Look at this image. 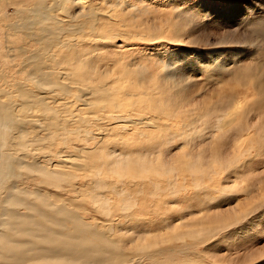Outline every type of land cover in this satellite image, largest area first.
Returning a JSON list of instances; mask_svg holds the SVG:
<instances>
[{
	"label": "rangeland",
	"instance_id": "374dc122",
	"mask_svg": "<svg viewBox=\"0 0 264 264\" xmlns=\"http://www.w3.org/2000/svg\"><path fill=\"white\" fill-rule=\"evenodd\" d=\"M21 1L0 0V103L8 106L10 103L8 94L17 89L18 83H29V88L44 97L46 102L59 107L69 103L67 106L72 107L70 110L74 112L62 111L61 119L64 121L73 119L64 128H58L57 123L52 127L53 124L50 122H54V119H48L39 111H34L24 118V121H33L40 117L41 121L37 130L28 125L29 138L39 141L37 145L23 148V151L30 155L29 162H32L35 156L41 162H47L49 158L46 157L52 155L53 164L56 166L58 161L56 156L68 155L66 159H74L80 148L92 145L93 149H90V152L95 153L98 158H108L111 168L118 166L121 153L128 158H136L140 152L141 156H151L163 164L166 162L165 155L169 161L178 158L184 152L182 147L187 141L186 137L197 132L202 134V138H196L195 142V139L193 140L194 144L198 145L192 147L191 151L204 149L207 160L211 157L212 150L217 148V143L213 145L214 138L209 134L212 129L208 130V126H204L202 115L208 111H213L215 115L218 101L224 99V95L232 96L231 92L238 101L244 102L245 106L249 102V106L254 108L252 109L254 115L251 116L253 121L251 119L252 123L249 121L253 126L251 128L253 136L259 131L264 132V0H241L238 5L226 3L225 0H78V2L75 0L78 4L75 3L73 7L74 15L79 14L85 5L88 14L96 9L97 15H104L110 19L104 24L105 29L108 27L109 34L102 43L97 42V45L93 41L83 42L84 45L78 50L76 63L83 65L79 68V73L82 76V72H85L88 80L83 85L74 84V92L70 95H65L66 92L56 95L37 91L39 89L30 82L31 75L28 76L31 68L19 70L20 63L24 60L22 55L17 54L19 50L9 51L4 47L8 32L3 25L10 19L16 20L15 12L19 7H23ZM24 1L25 7H35V0ZM4 9L6 15L1 12ZM22 38L25 37L20 34L12 37L11 40L17 43L14 46L25 47L31 51L39 47L36 43H27ZM62 53L65 54V51ZM79 53L84 59L79 57ZM5 54L9 57L5 58ZM256 88L261 92L258 96ZM99 89L110 92H107V96L100 97ZM181 89L183 93L179 97L177 94ZM175 96L180 98L179 102H176ZM14 101L17 103L20 99L14 98ZM87 102L90 106H84ZM255 103L256 105L259 103L257 106L260 108L255 107ZM149 105L152 107L149 108ZM104 113L132 119L151 118L158 124L147 130L141 128L135 130L134 127H130L127 132L120 134V126L125 125L123 122L90 120ZM15 115L19 117L20 110ZM79 118L83 121H79ZM51 127L59 135L47 138V131ZM71 129L82 130L83 137L65 144L66 136L63 130ZM204 129L207 130L204 132ZM88 132L101 136L96 140L91 139L87 144ZM237 133L239 131L233 130L227 135L229 143L227 140L223 143L226 147L223 149L224 157L232 156L234 144L239 138ZM14 137L15 141L19 139L15 135ZM238 143L239 141L236 144ZM149 144L153 146V150L141 148V145L149 147ZM13 147L15 150L19 149L16 144ZM21 149L18 153H21ZM253 154L256 156H252L251 167L236 177L233 187H223V182L228 176L224 172L220 180L223 192L219 194L213 191L215 196L213 192L206 193L218 199L214 202H219L220 195L224 193L238 196L241 199L235 206L228 207L227 210H215L212 200L209 198L207 200L206 197L203 199L201 187L194 188L196 192L190 193L191 183L184 182L182 177H178L179 173L186 171L178 165L174 171L178 179H173L177 185L169 186L160 179L162 188L169 193L161 194L158 203L147 202L145 205L147 206L145 210L148 211V216L145 217L147 220L135 224L131 222L129 225L138 226L140 235L157 239L161 234L167 235L172 232L173 229L166 234L162 229L166 226L162 218L170 216L172 219L181 217L191 227L201 225L193 222H198L203 215L209 218L204 222L207 223V227L211 226L212 222L225 225L241 220L239 225H232L231 228L221 231L219 237L208 246L195 245L188 249L181 244L171 245L172 250L161 262L171 264L172 258L173 262H177L189 251L193 254L202 251V255L211 264H264V170H261L264 168V141L257 145ZM113 155L117 158L114 159ZM244 164L245 162L242 166ZM25 173L22 171L23 177L18 179L20 186L30 192L35 191L39 186L28 179ZM24 178L28 179L25 183L22 181ZM91 190L89 186L81 185L75 191L51 194L57 196L56 204L70 202L71 206L79 209V213L88 221L95 219L101 223H108L105 215L101 217L103 216L101 209H97L89 198ZM95 192L112 197L104 190ZM197 192L202 198L195 194ZM162 199L169 200L165 203ZM150 203L153 210L148 208ZM158 205L162 206L157 209ZM115 211L118 215H125L120 208ZM170 223L171 226L176 224L175 221Z\"/></svg>",
	"mask_w": 264,
	"mask_h": 264
},
{
	"label": "bare ground",
	"instance_id": "6f19581e",
	"mask_svg": "<svg viewBox=\"0 0 264 264\" xmlns=\"http://www.w3.org/2000/svg\"><path fill=\"white\" fill-rule=\"evenodd\" d=\"M76 1L35 0V7L29 8L25 7L26 1L22 0L23 7H19L15 12L16 20L15 18L10 19L11 21L3 25L5 31L8 32L4 47L9 51L19 50L20 53L17 52V54L22 55L24 59L20 63L19 70L24 71L31 68L27 74L31 75L30 82L39 89L37 91L40 93L49 92L62 95L66 92L65 95H70L74 92V84H85L88 79L84 75L85 72H82V76L79 73V68L83 65L82 63L77 64L78 50L87 41L102 43L109 34L108 27L105 29L104 24L110 17L97 15L96 9L88 14L85 5L79 14L74 15L72 10ZM1 12L4 15L7 14L5 9ZM19 34L25 37L22 39L27 43L34 42L39 47L31 51L25 47L14 46L17 43L11 38ZM63 51L65 54L62 53ZM4 57L9 56L5 54ZM79 57L84 59L80 53ZM33 63L36 64L33 65ZM239 79H237L238 82ZM18 84L17 89L8 94L9 105L0 103V264H131L133 262L163 264L161 261L172 250L171 245L181 244L188 249H192L195 245L207 244L208 246L210 242L219 237L221 231L232 225H239L241 220L228 222L225 225L212 222L211 226L207 227V223L204 222L209 218L203 215L198 222H193L201 223V225L191 227L181 217L172 219L170 216L162 218V222L164 221L166 225L162 229L166 234L173 229L172 232L167 235L161 234L157 239H149L138 233V226L132 227L133 225L129 224L147 220L148 218H145L148 216V211L145 210L147 202L158 203L161 194L169 193L168 190L162 188L160 179L167 182L169 186L177 185L173 179L177 178L174 171L178 165L186 171V173H179L178 177H182L184 182L191 183L190 193L196 192L194 188L201 187L204 195L201 191L199 193L204 196L203 199L206 197L207 200L208 198L212 200L213 207L218 203L214 202L218 200L216 197L206 193L216 191L221 194L223 192L220 182L221 175L224 172L229 175L240 168L243 162L253 160L252 156H256L253 153L256 152L257 145H261L264 141V132L259 131L255 136L251 132L253 126L249 124V121L250 123L253 121L251 116L254 115L252 111L254 108L249 106V102L245 106L244 102L238 101V98L231 92L232 96L224 95V99L218 101L215 115L213 111H206L207 113L202 115L204 126H208V130L212 129L209 134L214 138L213 145L217 143L215 144L217 148L212 150L213 153L207 160H205L204 149H199L197 152L191 151L192 147L198 145L194 144L196 138H202V134L197 132L195 135L186 137L187 141L182 147L184 152L178 158L169 161L165 155L166 162L163 164L157 159H152L151 156H141L140 152L136 158H128L121 153L118 166L111 168L108 158L96 157L95 153L90 152L93 147L89 145L86 148H80L74 159H66L68 155L56 156L58 161L54 166L52 155L46 157L49 158L47 162H41L36 156L32 162H29L28 156L30 155H27L23 148H29L33 144L37 145L39 141L29 138L28 125L33 130L34 128L37 130L41 121L40 117L33 121H24V118L34 111H39L48 119H54V122H50L53 124L52 127L57 123L58 128H64L73 119L67 121L61 119L62 111L74 113L70 110L72 107L67 106L69 103L63 104V107L50 104L44 97L32 91L29 83ZM257 91L258 96L261 92L258 89ZM107 92L110 90L99 89L98 94L103 97L108 95ZM182 93L181 89L177 95L180 97ZM14 98L20 99L19 102L17 101L18 104ZM177 98L175 96L176 102H179L180 98L178 101ZM88 105V102L84 103V106ZM257 105L255 103V107L260 108ZM150 107L152 105H149ZM18 109L20 110L19 117L15 115L19 113ZM185 112L190 113L188 110ZM92 119L98 122L106 120H112L114 123L123 122L125 125L120 126V134L127 132L130 127H134L135 130L140 128L147 130L158 124L151 118L132 119L124 116H110L105 113L90 118ZM79 121L83 119L79 118ZM174 125L176 126L175 123ZM52 127L47 131V138L59 135L52 130ZM206 130L204 129V132ZM233 130L239 131L237 133L239 143L234 144L231 157H224L225 145L223 146V143ZM63 131L66 136L65 144L83 137L82 130ZM14 135L19 138L17 141L14 140ZM86 135L88 144L91 139L96 140L99 134L88 132ZM15 144L19 149L22 148L21 153H18L19 149H14ZM142 147L153 148L151 144L149 147L141 145ZM22 171L26 172L28 179L39 186L35 191L30 192L20 186L18 179L23 177ZM27 178L22 181L27 182ZM81 185H87L92 189L89 198L97 209H101V215L103 214L101 217L105 215L108 223H101L95 219L88 221L83 214L79 213V209L71 206L70 202L55 203L57 196L52 195V192L58 194L60 191H75ZM97 190H104L112 197L96 194ZM199 193L195 194L201 197ZM168 200L162 199L165 203ZM160 206L162 205L156 208ZM119 208L122 213H125L124 216L116 213L115 209ZM148 208L153 210L151 203ZM248 215L247 213L246 216ZM170 221H175L176 224L171 226ZM159 230L156 231L159 232ZM191 254L193 253L189 251L182 260L177 262H173L174 258H172L171 264H211L202 255V251L198 254Z\"/></svg>",
	"mask_w": 264,
	"mask_h": 264
},
{
	"label": "snow or ice",
	"instance_id": "6c2138e0",
	"mask_svg": "<svg viewBox=\"0 0 264 264\" xmlns=\"http://www.w3.org/2000/svg\"><path fill=\"white\" fill-rule=\"evenodd\" d=\"M226 3L232 4V5H238L241 0H225ZM251 167V163H245L242 167L237 168L234 172H232L231 174H229L226 179L223 182V187L224 188H231L234 186L233 182L236 180V177L238 175H242L246 172V170L248 168ZM261 170H264V168H262ZM239 199H241L238 196H231L227 193H224L222 195H220V199L219 202L214 206L215 210H227L228 207H233L235 206Z\"/></svg>",
	"mask_w": 264,
	"mask_h": 264
}]
</instances>
